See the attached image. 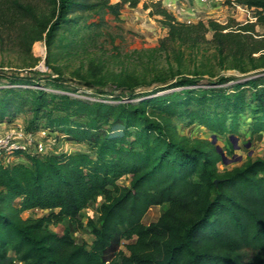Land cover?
Masks as SVG:
<instances>
[{"label":"trees","instance_id":"obj_1","mask_svg":"<svg viewBox=\"0 0 264 264\" xmlns=\"http://www.w3.org/2000/svg\"><path fill=\"white\" fill-rule=\"evenodd\" d=\"M44 1L52 5L42 29L47 71L5 74L6 83L0 75V123L24 116L26 131L46 128L86 150L24 152L27 162L0 163V264H264V158L220 170L225 152L213 142L222 138L234 149L232 139L245 134L262 140L264 70L242 81L181 76L165 85L163 79L138 93L130 76H119L112 91L127 90L126 98L84 99L65 86L56 49L72 48L87 18L104 10L118 14L121 3L137 0ZM233 2L254 8L255 21L234 28L213 19L180 21L162 0L154 2L152 14L167 28L159 50L198 46L210 35L221 67L226 61L241 72L258 67L254 54L264 49V33L255 27L264 31V0ZM37 21L31 4L0 0V30L33 42L41 37L28 34ZM82 81L89 88L107 83L102 76ZM194 125L211 139L179 133ZM100 196L97 219L87 222L89 246L48 227L78 219ZM153 206L162 211L145 224ZM34 209L51 212L23 217Z\"/></svg>","mask_w":264,"mask_h":264},{"label":"rangeland","instance_id":"obj_2","mask_svg":"<svg viewBox=\"0 0 264 264\" xmlns=\"http://www.w3.org/2000/svg\"><path fill=\"white\" fill-rule=\"evenodd\" d=\"M21 1L31 4L38 19L35 28L28 33L29 36L41 37L31 42L30 37L20 38L17 31L0 30V75L3 83H6L5 74L26 75L47 71L42 29L52 18V5L44 0ZM119 1L111 0L112 3ZM157 1L137 0L135 6L128 1L121 3L118 14L104 10L87 18L84 23L86 26L80 30V36L72 44V48L56 49L57 62L62 68L65 86L72 88L75 95L84 99L105 98L107 101H114L116 97L126 98L130 93L127 90L112 91V84L119 76H130L137 86L135 92L138 93L164 85L160 84L163 79L166 81L165 85L181 76L199 78L201 83L215 81L220 75L233 76L237 81H242L247 78L246 76L264 70V57H261L264 55V49L254 54L258 67L247 72L230 67V61L223 63L227 67H221L216 51L209 41L210 35L207 42L198 46L173 44L167 54L160 51L159 41L166 36L167 28L162 16L152 14L155 10L153 3ZM231 2L232 0H217L203 6L195 0H162V6H166L176 19L177 17L183 19L180 21L213 19L224 25H232L229 28L255 21L254 8L246 11ZM182 10L191 11V14L186 17L180 16L184 13ZM91 23L93 25H90ZM255 30L261 35L264 33L260 26H256ZM40 46L43 48L42 53L38 51ZM83 76L84 78L102 76L107 83L103 87H97L98 89L89 88L83 85ZM138 99L140 97L133 101ZM24 123L25 117L18 116L9 127L13 129L18 126L24 127ZM179 133L190 135L192 138L211 139L209 132L196 125L189 128L181 127ZM47 143L48 153L86 150L83 145L67 142L61 136L55 138L53 134L48 135ZM216 144L223 149L228 159L227 163L219 164L220 170L240 166L248 158H264V135L261 141H257L245 134L239 138L234 149H229L222 138L217 139ZM119 183L126 184L127 180L121 179ZM102 200L103 196H100L89 203L74 221L65 219L56 225L49 224L48 227L57 233L69 231L77 242H84L89 246L93 235L87 222L89 219H97L96 208ZM161 211L162 206L151 207L143 217V222L148 224L155 221ZM50 212L34 209L25 211L23 217H39Z\"/></svg>","mask_w":264,"mask_h":264},{"label":"built area","instance_id":"obj_3","mask_svg":"<svg viewBox=\"0 0 264 264\" xmlns=\"http://www.w3.org/2000/svg\"><path fill=\"white\" fill-rule=\"evenodd\" d=\"M198 4L205 6L206 4L217 0H195ZM231 3L237 5L233 2ZM246 11L249 10L246 6L237 5ZM191 22V20H186ZM49 131L46 128H40L35 132L26 131L24 127L8 128L0 133V163L9 164L11 162H27L24 152H34L39 155L48 153V138ZM21 151L22 153H18Z\"/></svg>","mask_w":264,"mask_h":264},{"label":"crops","instance_id":"obj_4","mask_svg":"<svg viewBox=\"0 0 264 264\" xmlns=\"http://www.w3.org/2000/svg\"><path fill=\"white\" fill-rule=\"evenodd\" d=\"M165 2V1H164ZM190 3V2H189ZM183 11V10H182ZM184 13L185 12H187L186 14H184V13H182V14H180V16H184V17H186V16H189L190 14H191V11H187V10H184L183 11ZM184 14V15H183ZM177 19L178 20H183V19H181V18H179V17H177ZM10 126V124H6V123H0V133H2L3 131H5V130H7L8 128H10L9 127ZM264 135V134H263Z\"/></svg>","mask_w":264,"mask_h":264},{"label":"water","instance_id":"obj_5","mask_svg":"<svg viewBox=\"0 0 264 264\" xmlns=\"http://www.w3.org/2000/svg\"><path fill=\"white\" fill-rule=\"evenodd\" d=\"M232 141H233L234 146L237 147V141L238 140L236 138H233ZM213 142H216L215 138H214ZM218 150L221 152L220 147H218ZM227 161H228V159L224 156V162L227 163ZM216 182H217V180H214V183H216Z\"/></svg>","mask_w":264,"mask_h":264},{"label":"bare ground","instance_id":"obj_6","mask_svg":"<svg viewBox=\"0 0 264 264\" xmlns=\"http://www.w3.org/2000/svg\"><path fill=\"white\" fill-rule=\"evenodd\" d=\"M38 51L42 53L43 48L40 46V47L38 48Z\"/></svg>","mask_w":264,"mask_h":264}]
</instances>
